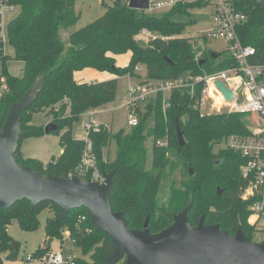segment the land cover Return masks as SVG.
I'll return each instance as SVG.
<instances>
[{
	"label": "trees",
	"instance_id": "1",
	"mask_svg": "<svg viewBox=\"0 0 264 264\" xmlns=\"http://www.w3.org/2000/svg\"><path fill=\"white\" fill-rule=\"evenodd\" d=\"M13 1L21 10L10 24L8 45L13 48V60L21 62L23 68L20 77L12 76L7 68L12 58L0 49V127L10 106L25 94L35 78L42 75L44 80L38 99L22 113L25 133L20 136L16 161L43 175L58 171L61 175L79 176L76 169L87 140L100 173L114 171L110 206L113 212L124 213L129 229L142 230L148 218L150 232L157 233L168 227L173 216L192 202L188 212L192 227L204 216V225L217 224L232 235L241 225L245 236L252 240L257 230L256 223H249L250 207L256 199L241 198L247 185L240 174L245 159L239 151L224 144L232 135L247 137L251 132L243 114L228 111L202 114L198 106L202 83L194 85V94H190L189 89L170 92L165 109L159 94L155 107L150 112L146 108L145 114H139V123L126 133L120 131L112 135L109 128L99 125L98 131L87 132L86 140L73 136V126L80 117L113 102L117 89V79L79 83L74 76L76 72L93 69L119 77L134 75V69L143 66L147 81L159 82L191 80L235 67L236 60L228 49L215 53L205 48V38L182 37L186 27L195 23L190 11L207 5H177L162 14H154L129 8L128 0H115L112 6L104 5L103 16L68 34L65 46L60 31L77 24L76 0ZM233 2L236 10L246 17L237 29L238 38L243 46L254 49L251 63L264 65V0ZM142 30L157 36L146 42V48L137 44ZM126 53H130L127 66H116V57ZM213 53L218 56L213 58ZM205 59L206 62L199 65ZM128 110L132 112L134 108L129 106ZM44 111L58 127L52 133L59 136L61 147L60 155L46 164L35 158H24L19 151L23 139L45 135L44 126L32 124V116ZM151 114L153 126L145 131L144 122ZM178 131L182 133L183 146H179ZM112 137L117 149L115 158L109 162L104 157V150ZM148 138L153 140L149 170L145 147ZM157 140L166 141V145L157 146ZM217 145L221 148L215 152ZM189 167L194 175L190 174ZM176 171L179 182L173 179ZM217 189L222 191L221 195ZM43 208L53 213L45 226L48 239L63 242L67 232L83 255L90 252L89 261L78 259L76 264H106L114 247L104 232H94L90 214L85 209L71 210L62 219L60 208L52 202L32 208L27 200L19 201L7 210L0 209V264H4V253L14 255L18 249L8 227L16 222L24 231L35 230L37 214ZM47 251L48 247L44 245L33 254L43 255ZM117 264H124V260Z\"/></svg>",
	"mask_w": 264,
	"mask_h": 264
},
{
	"label": "water",
	"instance_id": "2",
	"mask_svg": "<svg viewBox=\"0 0 264 264\" xmlns=\"http://www.w3.org/2000/svg\"><path fill=\"white\" fill-rule=\"evenodd\" d=\"M149 0H128L129 8L147 11ZM137 44L146 48L147 43L139 39ZM218 55L213 53L212 57ZM206 62L202 60L199 65ZM215 86L226 100L233 93L221 82ZM44 88L42 75H38L25 94L8 110L0 127V209L7 210L17 202L27 200L31 207L43 202H52L60 208L65 219L71 210L85 209L91 218L94 232H104L114 249L106 264H264V242L254 243L245 236L241 225L234 235L220 229L219 225H204V216L192 227L188 212L189 202L183 211L173 216V222L157 233L148 228L149 219L142 230H131L123 212H113L109 197L114 171L103 173L104 180L98 183L89 178L63 174L58 171L43 175L29 166L16 161L23 129L22 113L36 102ZM240 95L239 103L243 102ZM58 129L54 123L44 126V133ZM179 146L184 145L182 133L178 131ZM191 175L192 170L189 167ZM218 195L222 191L217 189ZM53 239L49 238L47 247ZM16 249L15 244H12Z\"/></svg>",
	"mask_w": 264,
	"mask_h": 264
},
{
	"label": "built area",
	"instance_id": "3",
	"mask_svg": "<svg viewBox=\"0 0 264 264\" xmlns=\"http://www.w3.org/2000/svg\"><path fill=\"white\" fill-rule=\"evenodd\" d=\"M192 3L213 6L210 28L204 33V38L223 39L227 43L230 56L236 60V66L222 72L195 77L191 80L157 81L154 89L149 84L148 86L139 85V87L130 86L127 90L129 97L127 106L135 108L139 102H143L146 96L152 95L154 98L153 94L157 93H167L169 95L170 92L179 89H189L190 94H194V85L202 83V99L199 101L198 106H203L207 96L212 102L214 101L209 93V85H212L214 96L219 97L222 101L220 108H225L231 113L258 115L263 119L261 126L253 130L248 128L251 132L250 136L232 135L224 141L227 147L239 151L245 159L244 164L240 167V174L247 185L243 189L241 198L242 200L256 199L250 207L252 215L249 218V223L255 224L264 215V65L251 63L250 59L254 55V49L243 46L238 38L237 29L244 23L246 17L236 10L233 0H149L147 12L152 13L158 10L165 12L177 5ZM20 10V7L13 0H0V49L4 53L9 42L10 24L18 17ZM139 38L147 42L155 40L157 36L147 30H142ZM137 69L141 70L138 66L135 70ZM215 82H221L230 90L234 95L233 99L226 100L223 93L215 86ZM241 94L244 100L239 103ZM214 107L216 106L213 104L212 108ZM129 113L128 125L134 127L139 123L138 116L133 111ZM88 114L90 121L85 124L86 131H98V126L94 125L93 121L95 113L91 111ZM155 143L160 147L166 145V141L163 140H157ZM91 150V143L86 140V146L76 172L79 176L102 183L104 177L97 169L96 158ZM81 220H84V217H81ZM64 239L71 241L69 233H65ZM78 259L80 258L73 253L65 254L60 250L52 251L49 247L43 255L32 254L28 256L26 262L28 264H76Z\"/></svg>",
	"mask_w": 264,
	"mask_h": 264
},
{
	"label": "rangeland",
	"instance_id": "4",
	"mask_svg": "<svg viewBox=\"0 0 264 264\" xmlns=\"http://www.w3.org/2000/svg\"><path fill=\"white\" fill-rule=\"evenodd\" d=\"M115 0H76L75 2V11L79 15V20L77 24L69 29V30H61L60 31V39L62 42H64L65 46L68 44V34H70L73 31H77L89 23L93 22L94 20L98 19L99 17L103 16L105 13V6H112ZM105 5V6H104ZM192 18L195 19V23L189 24L186 29L184 30V33L182 37L184 38H197L201 39L204 38V33L210 28V20L211 15L213 12V6L207 5L201 8H195L191 11ZM154 14H162L164 11H156L152 12ZM140 39V38H139ZM138 39V40H139ZM144 40V39H142ZM146 42V40H144ZM205 48L215 52V53H221L224 52L227 49V43L221 39V38H209L207 39L205 43ZM5 53L6 55L10 56L12 58L11 61L8 62L7 68L8 72L12 76H21L22 75V68L23 64L19 61L13 60L14 58V51L13 48L7 45L5 47ZM129 57L130 53H126L123 55H119L116 57V66L119 67H125L129 63ZM141 68V70L134 69V75H124L116 77L111 73L108 72H98L93 69H85L79 72H76L75 79L79 83H98L107 81L110 79H117V89H116V95L113 102L106 104L92 112H94V125H104L107 128L110 129L112 135L123 131L124 133L128 132L130 130V126L128 125L129 120V110H128V102L129 97L127 90L130 86H149L154 89L155 85L157 84V81L150 80L147 81V75L146 70L142 66H138ZM153 96H146V98L143 100V102H139L137 104V107L134 108V112L137 116L139 114H145L146 108L147 111L155 107V100L157 94H153ZM162 98V105L163 109L165 105L167 104L168 94L167 93H160ZM202 98H200L201 101ZM218 105L220 106L217 101H213L207 96V98L204 100L203 106L199 105L200 112L202 114H214L219 112L227 111L225 108H220L218 106L212 108V105ZM68 111V108L66 109V112ZM140 113H139V112ZM91 112V111H89ZM150 112V111H149ZM52 117L47 113V111L35 113L32 116V124L36 126H45L48 123H51ZM90 121V116L87 113H84L78 122H76L73 126V136L76 139L79 140H86L87 138V131L85 128V124ZM244 121L248 128L253 130L256 127H259L263 124V119H261L258 115L253 114H246L244 117ZM153 116L152 114L150 116H147L143 128L146 131L147 129L151 128L153 126ZM258 123V124H256ZM62 131L60 132V134ZM152 144L153 140L152 138H148L145 143L146 147V168L149 170L151 168V153H152ZM221 148L220 145L215 146L214 151L217 152V150ZM116 141L112 137L109 145L104 150V157L109 161H113V159L116 156ZM19 151L21 155L24 158H35L43 163H47L52 158H56L61 153V147L59 145V136L57 134H45L42 137L36 138V137H30L23 139L20 143ZM173 173V179L177 180L179 182V175ZM179 184V183H178ZM53 216V213L48 208H43L38 214H37V220H38V227L33 231H24L22 230L19 225L16 222H13L8 227V233L11 236V238L18 244V249L16 253L13 255L11 254L9 256V252L4 253L2 255L4 264H28L26 262V259L28 256L32 255L39 247H43L44 245H47L48 237L45 233V226L47 219L51 218ZM251 224V223H250ZM256 229L259 232H256L252 236V241L254 243H260L262 240H264V215L259 219L258 222H256ZM65 239H63L64 241ZM50 249L52 251H62L65 254L73 253L80 259H84L86 261L90 260V252L86 255H83L80 251V249L73 246L71 241L69 239H66L64 242H60L59 240H54L51 243Z\"/></svg>",
	"mask_w": 264,
	"mask_h": 264
},
{
	"label": "bare ground",
	"instance_id": "5",
	"mask_svg": "<svg viewBox=\"0 0 264 264\" xmlns=\"http://www.w3.org/2000/svg\"><path fill=\"white\" fill-rule=\"evenodd\" d=\"M209 90H210L209 93H210L211 97H213V100L217 101L219 104L222 105V101L220 100V98L214 96V87L212 85H209ZM214 106H218V105H214ZM252 220H253V218L251 219V222H252Z\"/></svg>",
	"mask_w": 264,
	"mask_h": 264
},
{
	"label": "crops",
	"instance_id": "6",
	"mask_svg": "<svg viewBox=\"0 0 264 264\" xmlns=\"http://www.w3.org/2000/svg\"><path fill=\"white\" fill-rule=\"evenodd\" d=\"M129 59H130V57H129ZM75 74H76V73H75ZM75 74H74V75H75ZM17 77H18V76H17ZM19 77H20V76H19ZM256 230H257V229H256ZM257 232H259V231L257 230ZM261 242H264V240H262Z\"/></svg>",
	"mask_w": 264,
	"mask_h": 264
}]
</instances>
